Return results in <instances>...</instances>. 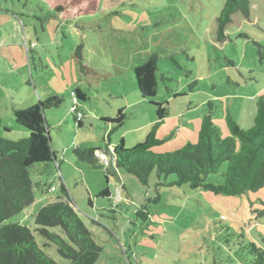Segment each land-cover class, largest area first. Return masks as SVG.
Wrapping results in <instances>:
<instances>
[{"label": "rangeland", "instance_id": "rangeland-1", "mask_svg": "<svg viewBox=\"0 0 264 264\" xmlns=\"http://www.w3.org/2000/svg\"><path fill=\"white\" fill-rule=\"evenodd\" d=\"M224 3L96 0L92 10L89 0L77 6L71 0H0V137L4 129L9 139L27 137L13 110L62 99L59 108L43 114L59 171L42 173V165H33L34 203L3 225L34 232L38 210L68 196L102 249L95 264H128L127 259L131 264H250L249 244L264 251V219L254 213L262 209L264 188L214 195L176 187L174 177L158 178L154 171L142 186L121 169L106 176L73 155L75 148L105 151L114 128L106 120L120 110L124 120L109 135L111 147L121 140L124 149L142 143L157 122L154 103L167 109L156 129L163 143L151 149L154 154L195 145L208 112L221 139L230 137L227 115L243 130L253 126L256 102L264 96V62L259 63L254 45L264 47V0H249V19L236 16L219 43L216 19ZM80 45L83 72L73 57ZM152 55L158 57L157 93L143 99L133 71ZM77 89L87 96L85 102L76 101ZM226 169L222 164L206 181L222 185ZM104 189L109 199L99 196ZM142 207L146 218L137 214ZM52 232L66 240L60 230ZM34 236L51 260L68 264L55 245Z\"/></svg>", "mask_w": 264, "mask_h": 264}, {"label": "trees", "instance_id": "trees-1", "mask_svg": "<svg viewBox=\"0 0 264 264\" xmlns=\"http://www.w3.org/2000/svg\"><path fill=\"white\" fill-rule=\"evenodd\" d=\"M84 0H71L73 6ZM90 8L96 6V0H89ZM63 11L62 6L57 7ZM249 0H225L224 6L216 19V41L226 40L225 31L233 24L236 16L244 19L250 17ZM258 48L259 63L264 62V47ZM81 72L87 68L83 65L82 46H78L73 54ZM157 55H152L142 65L133 71L138 92L143 99H151L157 93ZM76 101L85 102L87 96L80 90L73 93ZM62 99L51 97L46 101L27 109L12 111L15 124L25 131L27 137L12 140L7 138L8 130H2L0 137V264H56L37 245L35 236L55 245L58 255L68 264H95L102 249L94 242L93 234L76 214L72 201L68 196L57 197L56 200L43 205L34 216V232L19 224L3 225L10 218L20 214L34 203L33 183L30 169L33 165H42L40 172L59 171L55 152L50 146L48 126L44 111L59 108ZM157 122L142 143L131 149H124L123 140L108 151L109 135L120 128L124 114L120 110L114 119H107L114 128L108 133L106 149L107 165L101 164L96 156V149L73 150V155L94 169L102 170L105 175H114L115 170H123L134 177L142 186H147L149 177L154 171L158 178H175L171 185L188 186L192 190L201 189L214 195L240 196L246 192H256L264 188V96L256 102V115L253 126L248 130L241 129L227 115L226 123L230 137L221 139L211 121L208 112L198 132L197 143L187 144L171 154H154L151 149L163 141L156 138V129L167 114L166 104L154 103ZM78 126L81 122L78 121ZM1 131V124H0ZM235 140L238 141L237 148ZM227 164L226 172L222 174L223 184L208 183L207 177L218 173L222 164ZM61 181V177L57 176ZM50 186H48L49 189ZM61 192L66 189L60 184ZM105 199L111 197L108 189L99 192ZM262 209L255 211L257 219H264V202ZM138 216L146 218L144 207ZM58 229L65 236L61 238L52 230ZM250 264H264V251L255 244L248 245ZM128 264H131L127 259Z\"/></svg>", "mask_w": 264, "mask_h": 264}, {"label": "built area", "instance_id": "built-area-1", "mask_svg": "<svg viewBox=\"0 0 264 264\" xmlns=\"http://www.w3.org/2000/svg\"><path fill=\"white\" fill-rule=\"evenodd\" d=\"M75 109H76V106L73 108V113L76 112ZM76 116H77V118H78L79 120L82 118V115H81V113H79V112L76 113ZM97 156L99 157V159H100L101 161H102V160H105V162H106L107 157L105 156V154L98 153Z\"/></svg>", "mask_w": 264, "mask_h": 264}, {"label": "crops", "instance_id": "crops-1", "mask_svg": "<svg viewBox=\"0 0 264 264\" xmlns=\"http://www.w3.org/2000/svg\"><path fill=\"white\" fill-rule=\"evenodd\" d=\"M76 106V108H77V105H75ZM112 149H113V147H111V145L108 147V151L109 152H111L112 151ZM98 153H101V154H104V151H99ZM97 155V154H96ZM106 157H107V155H105ZM99 160V159H98ZM99 162H100V160H99ZM102 162H105V160H102ZM105 163H107V160H106V162ZM102 164V163H101Z\"/></svg>", "mask_w": 264, "mask_h": 264}, {"label": "clouds", "instance_id": "clouds-1", "mask_svg": "<svg viewBox=\"0 0 264 264\" xmlns=\"http://www.w3.org/2000/svg\"><path fill=\"white\" fill-rule=\"evenodd\" d=\"M98 154V153H97Z\"/></svg>", "mask_w": 264, "mask_h": 264}]
</instances>
